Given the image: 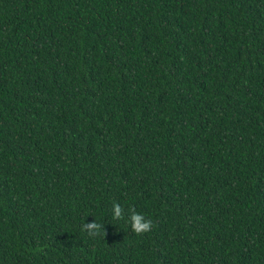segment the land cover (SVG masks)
<instances>
[{
    "label": "trees",
    "instance_id": "1",
    "mask_svg": "<svg viewBox=\"0 0 264 264\" xmlns=\"http://www.w3.org/2000/svg\"><path fill=\"white\" fill-rule=\"evenodd\" d=\"M0 264H264V0H0Z\"/></svg>",
    "mask_w": 264,
    "mask_h": 264
},
{
    "label": "clouds",
    "instance_id": "2",
    "mask_svg": "<svg viewBox=\"0 0 264 264\" xmlns=\"http://www.w3.org/2000/svg\"><path fill=\"white\" fill-rule=\"evenodd\" d=\"M127 217L128 222L131 225L132 231L138 235L142 236L150 232L154 223L151 219L145 217V215L136 212L135 208L127 209V212L124 207L119 203H114L113 205V219L121 220ZM82 230L85 231L89 237H106L107 231L103 223L97 222L96 220L92 222H87L82 226Z\"/></svg>",
    "mask_w": 264,
    "mask_h": 264
}]
</instances>
